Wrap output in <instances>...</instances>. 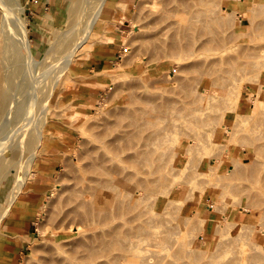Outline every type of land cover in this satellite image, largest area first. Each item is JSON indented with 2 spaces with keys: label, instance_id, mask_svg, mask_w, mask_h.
<instances>
[{
  "label": "rangeland",
  "instance_id": "1",
  "mask_svg": "<svg viewBox=\"0 0 264 264\" xmlns=\"http://www.w3.org/2000/svg\"><path fill=\"white\" fill-rule=\"evenodd\" d=\"M17 1L23 10H16V14L26 24V39L39 61L32 67L35 75L39 77L49 66L58 65V71L66 67L41 84L36 117L44 144L37 160L23 169L26 184L0 227L1 234L42 170L47 179L40 181L48 188L37 205L32 226L35 240L20 264H40L62 251L88 259L94 252V260L87 264H119L116 257L123 255L119 242L126 245L127 234L136 237L146 231L158 233L156 238L160 239L156 240L160 243L144 237L143 257L137 258L139 262L131 254L136 260L130 257L133 263L129 260V264H145V259L152 258L155 264L165 259L163 264H228L238 257L240 246L234 245V238L246 226L252 232L245 249L251 253V247L264 239V103L255 117L251 115L252 102L258 96L264 101V0H132L126 9L120 0H108L103 9L107 16L102 12L89 41L70 61L65 56L72 40L78 36L81 41L86 36L85 19L98 2ZM12 2L16 4V0ZM225 9L227 24L220 25ZM73 10L77 15L71 16ZM80 19L81 23L68 32ZM125 21L128 23L120 26ZM110 37L125 38V43L112 44ZM211 40L215 42L211 44ZM101 50L113 57V63L103 72L106 87L95 103L82 102L76 95L77 86L94 74L91 65L97 62L95 55ZM15 81L21 84L23 77ZM73 111L86 120L74 117ZM131 120H137L141 127H128ZM116 135V140L122 136L125 143L111 144ZM106 141L111 149L103 143ZM130 145L139 149L117 153L115 165L128 167L124 172L127 176L139 171L144 202L130 204L131 213H117L111 203L107 204V212L120 220L103 226L86 221L81 204L88 193L82 191L83 182L93 177L99 153L104 147L103 153L118 152ZM132 155H139L137 167L124 161ZM53 157L59 159L57 166L54 161L44 163ZM44 169L52 173L45 175ZM15 182L14 173L0 182V214ZM227 186L229 190L224 189ZM154 188L158 192L155 199L151 198ZM234 188L248 189L246 195L252 199L238 193L233 196ZM244 205L251 213L241 210ZM208 218L212 221L203 224L202 220ZM80 226V233L69 232V228ZM140 227H144L142 231ZM200 227L204 231H198ZM117 228V235L110 236Z\"/></svg>",
  "mask_w": 264,
  "mask_h": 264
},
{
  "label": "bare ground",
  "instance_id": "2",
  "mask_svg": "<svg viewBox=\"0 0 264 264\" xmlns=\"http://www.w3.org/2000/svg\"><path fill=\"white\" fill-rule=\"evenodd\" d=\"M12 1L13 0H0V182L5 180L6 177L12 173H14V175H16V182H15V185L13 186V189L11 190V192L8 196L6 207L4 208V210L0 214V227L2 225V222L5 220V218L8 216V214L13 209V206L17 200V197L21 193L23 186L26 184V178L27 177H25L24 174L22 173L23 169L25 170L27 168V167L25 168V166H27V164H29L31 161L37 160L39 153H40V149L42 148V146L44 144L43 131L41 130L40 124H39L38 119L36 117L38 110H39V104H40V99L38 98V94L41 92V84L44 81V79L46 77H48L49 75L52 74V75L57 76L58 72L63 73L66 69V67H65V69H61V71H58V70H60L59 66L54 65V66H49L46 69V71L42 75H40L39 77H37L35 75V72L33 71L32 67L35 66V65L33 66V64H38L39 61L36 60V58L32 52V46L30 45V43L26 39V35H27V29L25 27L26 24L22 21V18H20L16 14V10L19 11V10H23V9L17 0L15 2L16 4L11 5V4H13ZM96 1L98 3L95 5H92L94 10L90 6V8H91V10H93V12H91L89 15H87V17L85 19V21L88 22V23L86 22V24H87L86 25V30H87L86 36L81 41L79 40L78 36H76L75 39L72 40L73 44L70 46L71 49H70V51L67 52V55L65 56V60L70 61L71 58L73 56H75L78 53V51H80V49H82L86 45V43L90 39V33L93 32V30L96 28V25H97V23L101 17L103 9H104L108 0H96ZM72 3H73V1H72ZM73 6L76 7L75 5H73ZM213 6H215V5H213ZM221 9H223V7ZM211 10H212V8L210 9V11ZM71 12H72L71 16L77 15L76 14L77 11L73 10ZM71 12H68V13L70 14ZM87 12L89 13L88 10H87ZM73 13H75V14H73ZM84 14L86 15V12ZM225 14H227L226 9L224 11H222V13L220 15L221 19H219V22L217 21L218 24H220V23H221L220 25H222L223 23L227 24V17ZM78 15H80V14H78ZM80 17H85V16H80ZM217 18H219V17H217ZM81 19L76 24H73L69 28L68 32H71L73 30V26L75 29L76 25L78 23H81ZM109 42H111L112 44L118 43V45H120V44L125 43V38L115 39V38L110 37ZM214 42L215 41H213V40L210 41L211 44ZM192 55L193 54L191 52V56ZM189 57L190 56H188V58ZM19 76L23 77V82L21 84L16 83V81H15L17 77L19 79ZM42 78H43V80H41ZM56 82L57 81H55V84H56ZM185 96H186V94H185ZM135 100H136V98H135ZM263 103H264L263 97L258 96V98L252 102V108L250 107L251 113H252L251 115H254V117H255V114H257L259 112L260 107L262 106ZM233 105H234V103L232 104V106ZM232 106H230V108ZM263 107H264V104H263ZM114 113L115 112H113V114ZM73 116L77 117L80 121L85 119L84 117H81L77 111H73ZM125 116L126 115L124 114L123 117H125ZM238 116L241 117L239 114H238ZM129 118H127V119H129ZM170 118H172V117H170ZM243 118H245V117H243ZM252 121H253V119H252ZM158 122H161V121L158 120ZM155 123H154V125H155ZM128 127H134L136 129H138L141 126L137 120H131ZM193 128H195V127H193ZM115 131H116V129H115ZM141 132H143V131H141ZM228 132L231 133L232 130L228 129ZM235 132H237V131H235ZM136 135L137 134H135V136ZM117 136L118 135H116L114 141L111 142V140H110L111 144L115 141L116 142L119 141L120 143L124 141L122 136L120 137V135H119L120 138L118 137L119 139L116 140ZM233 136L235 137V135H233ZM137 138H139V137H137ZM236 139H237V137H236ZM236 139H234V140H236ZM125 141H124V143H125ZM127 141H129V140H127ZM103 143H107V141L103 142ZM229 144H230V142H229ZM231 144H232V142H231ZM106 145H108V143ZM111 146L112 145H110L107 149H111L110 148ZM125 147L124 146L121 147L120 148L121 150H119L118 152L114 151V150L113 151L112 150L111 151L106 150L108 152L104 151V153H103L102 151H103V149H105V147H104L102 149V151L100 152L101 154L99 153V155L97 157L98 163H96L95 167L93 168L94 169L93 177H91L89 179L87 178L83 182L84 185H83L82 191L87 192L88 195L86 198H84V200H85L84 204L83 203L81 204L82 208L80 207L82 209V217H83V219H85L88 222H92L93 224H97V226L98 225L103 226V224H105V223L107 224L111 220H112V222H114V220L116 219L115 214H112V213L110 214L107 212V210H106L107 204L111 203V205L117 209V213H121L123 211H127V212L131 213L130 211H128L130 204L134 203V204L141 205L144 202V196L140 190V188L143 186V181L139 178V171L135 170V173H132V174L131 173L129 174L126 172L128 174V176H127L126 174H124V172H125V170L127 171L128 167H125L124 165H119V164L115 165L116 157H118L121 153L126 154L127 151H135V150L139 149V146H133V145H130L129 147H126V148ZM115 148H112V149H115ZM158 148H160V147H158ZM260 149H258V150H260ZM114 152H116V153H114ZM117 153L118 154L120 153V154L118 155ZM141 156H142V154H141ZM138 158H139V155H132L131 157L126 158L128 161H126V159L124 161L126 163H129V164L131 162V164H134L137 167L140 163ZM120 162H122V161H120ZM116 163H118V162L116 161ZM149 164H151V162ZM146 168H148V167H146ZM193 172L196 173V171H193ZM120 173L124 174V176H126V178L125 177L121 178ZM154 173H157V172H154ZM195 173L193 176H195V175L197 176V174H195ZM128 177H129V179H127ZM160 179H163V178H160ZM134 181L136 182L135 186H131L130 184H132ZM163 181H164V179H163ZM197 181H198V179H197ZM154 183L157 185V183H159V180L158 179L155 180ZM172 185H173V183H172ZM213 188H215V187H213ZM228 188H230V187L227 186L224 189L229 190ZM247 190L248 189H246V191ZM204 191H205V189H203V192ZM246 191L245 190L240 191L238 188H234L231 191V193L233 195V193L236 192L233 196H239L238 194H240V197L244 196L242 198H245V199L247 198L249 200L252 199L251 197H253V196L250 197L249 196L250 194L246 195V193H247ZM157 193L158 192H157L156 188L152 189L151 198L154 197V199H155ZM222 197H223V195H222ZM148 201H150V200H148ZM241 210L245 211L244 213H247V214L251 213V211L249 210V207L247 205H244L243 207H241ZM257 211H258V209H257ZM214 212H217L215 208H214ZM185 217H187V216H185ZM117 219H118V217H117ZM134 219L135 218H133L132 220H134ZM192 219H194V218L192 217ZM192 219H191V221H192ZM118 220H120V219H118ZM189 220H190V218L187 219V223H189ZM135 221H136V219H135ZM208 221L210 222V221H212V219H209V218L203 219L202 223L203 224H205V222L209 223ZM137 222H138V220H137ZM190 225L188 224V227ZM71 226H72V223H71ZM76 226H79V225H76ZM194 227H196V226H194ZM62 228H64V227H61V230H62ZM143 228L144 227H140V231H142ZM53 229L55 231V228H53ZM69 229H70L69 232H71V231H76V233L81 232V226L69 228ZM203 229H204L203 227L202 228L200 227L197 230L198 231H201V230L204 231ZM61 230H59V231H61ZM186 230H187V227H186ZM191 230H193V229H191ZM54 231H52V232H54ZM207 231L211 232V229H209ZM55 232L57 233L58 231H55ZM64 232H68V230H66ZM250 232H252V231L247 230V226H246L234 238L235 239L234 245L240 246V252H239V254H237L238 257L236 259H234L233 261L229 262L228 264H264V239H263V241H261L259 243L257 242L256 244L253 245V247H251V253H249L245 249V246L249 245V244H247V240L249 239ZM117 233H118V228L115 229L114 232H110V236L117 235ZM171 233H173V232H171ZM52 234L55 236V233H52ZM153 234H156V235H154L155 237H153L155 239L151 240V237ZM157 234L158 233H156V232L152 233V231L151 232L146 231V232H144V234L143 233L138 234V236H136V237L129 236V234H127L126 237H127L128 243L126 245H124L123 243L119 242V248L118 249L121 250L123 255L116 257L117 258L116 261L120 260V261H118L119 264H129L130 263L129 260L132 263H133L132 260L133 259L136 260L138 257L140 260V258L143 257L140 254L143 250L142 249V247H143L142 243L144 241V237H147L148 239L150 238L149 241H154L156 239H160V238H158L160 236H158L156 238ZM186 234H188V233H186ZM199 238H202L201 234H200ZM164 239L165 238H162L161 241H164V242L168 241L167 239H165V240ZM156 241H158V240H156ZM156 241H155V243L157 244L159 241L158 242H156ZM159 243H158V245H160ZM163 244H165V243H163ZM168 245H169V242H168ZM174 246H175V242H174ZM182 246H183V244H182ZM182 246H181V250H182ZM169 247H171V246L169 245ZM176 247H178V246H176ZM85 248H86V246H85ZM145 249L146 248H144V250ZM153 249L155 250V248H153ZM150 250H151V248H150ZM177 251H178V249H177ZM93 253H91L90 256L93 255ZM173 253H174V251L172 252V254ZM131 254L137 256L136 259L133 258ZM128 255H131V256L128 257ZM142 255H143V252H142ZM90 256H88L89 259L87 257L76 258L70 252L62 251L61 253H58L56 255H52L51 257L42 260L40 262V264H80V263L87 264L89 262L91 263L94 260L92 258V256L91 257ZM130 257H132L133 259H130ZM167 259H168V257H167ZM145 260L147 261V262H145V264H155L154 263L155 261L153 262V258L152 259H145ZM165 261H166V259H165ZM135 263L137 264V262H135Z\"/></svg>",
  "mask_w": 264,
  "mask_h": 264
},
{
  "label": "crops",
  "instance_id": "3",
  "mask_svg": "<svg viewBox=\"0 0 264 264\" xmlns=\"http://www.w3.org/2000/svg\"><path fill=\"white\" fill-rule=\"evenodd\" d=\"M131 2L132 0H120V4L125 6V9ZM103 15L104 17L107 16L104 12ZM126 23L128 22L125 21L124 23H121L120 26L125 25ZM101 51L103 52L95 55L97 62L91 65L92 68L96 70L93 72L94 74H90L77 86L76 95L78 100L82 102L90 104L95 103L106 87L107 80L105 79L103 72L106 67L113 63V57L112 55H109L110 53L105 54L104 50ZM80 105L83 106V103ZM64 141L70 143L67 139ZM56 160L59 161V159L53 157L44 163L52 164V161H54L53 163L55 164L53 165L57 166L58 162ZM51 169L53 168L51 167ZM43 172L45 175L52 173L45 172V169ZM41 175L42 176L39 174L38 178L35 176L36 178L33 180V184L30 185L25 198L20 201V204L15 211L9 216L5 228L0 234V264H20L24 254L35 240V232L32 226L37 217V205L48 188L44 185L45 183L40 181V179H47L44 178L45 176L42 174V170Z\"/></svg>",
  "mask_w": 264,
  "mask_h": 264
},
{
  "label": "built area",
  "instance_id": "4",
  "mask_svg": "<svg viewBox=\"0 0 264 264\" xmlns=\"http://www.w3.org/2000/svg\"><path fill=\"white\" fill-rule=\"evenodd\" d=\"M240 20H242V18H240Z\"/></svg>",
  "mask_w": 264,
  "mask_h": 264
}]
</instances>
